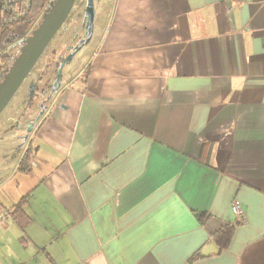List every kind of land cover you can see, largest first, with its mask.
Returning a JSON list of instances; mask_svg holds the SVG:
<instances>
[{"label": "crops", "instance_id": "obj_1", "mask_svg": "<svg viewBox=\"0 0 264 264\" xmlns=\"http://www.w3.org/2000/svg\"><path fill=\"white\" fill-rule=\"evenodd\" d=\"M97 25L30 172L0 122V208L30 218L0 214V264H264V0H112Z\"/></svg>", "mask_w": 264, "mask_h": 264}, {"label": "rangeland", "instance_id": "obj_2", "mask_svg": "<svg viewBox=\"0 0 264 264\" xmlns=\"http://www.w3.org/2000/svg\"><path fill=\"white\" fill-rule=\"evenodd\" d=\"M107 1L111 4L112 0H93L94 19L90 29L88 28V18L84 15L87 0L76 1L65 22L0 114V122H6L11 127L17 125V128H15L17 129V145L15 147L13 145L12 148L17 153L18 159L23 151L21 144L24 143L23 138L26 136L28 126L20 131L18 129L20 122L17 124V121H21L24 117V121L28 120L31 121L30 124L33 123L42 110L41 106L49 105L51 99L55 97L54 94L60 88L63 89L67 81H72L81 74L80 71L86 66L88 52H90L96 40L93 36L99 30L97 25L99 8ZM105 11L108 10L105 9ZM36 25L37 23L32 25L30 31ZM24 39L22 42L20 41L21 43L16 40L9 44L6 53H15L24 43ZM60 58H62V61L55 74L56 63ZM59 70L60 73H58ZM73 85H77V80ZM19 131L21 137H18Z\"/></svg>", "mask_w": 264, "mask_h": 264}, {"label": "trees", "instance_id": "obj_3", "mask_svg": "<svg viewBox=\"0 0 264 264\" xmlns=\"http://www.w3.org/2000/svg\"><path fill=\"white\" fill-rule=\"evenodd\" d=\"M51 2L52 0H33L32 6L27 13L20 16H12L11 13L5 9V1L0 0V81L3 79L4 75L14 62V59L19 54V48L15 53L7 54V46L16 40H21L29 36L30 28L32 25L40 21L41 16L46 12ZM22 45L23 43L21 46ZM61 61L62 58L58 59L56 63V69L54 71L55 74ZM89 72L90 66L86 65L82 69L79 79H87ZM60 90L61 88L54 94V96L59 93ZM45 106L46 105H42L43 108ZM27 144H29V142ZM24 145L25 144H23V146ZM32 149L33 148L31 144L27 145V148L20 157L19 163L17 165V171H22L25 173L30 172V168L32 167L30 160L31 155L33 154ZM28 200L29 197L26 196L22 198L16 205H13L10 209L3 211L2 208H0V214L2 213L6 215L8 212L12 221L23 230L30 222V218L24 212V206L27 204ZM204 219L205 215L199 216V222L201 224L203 223ZM233 228L234 225L229 224L213 234L212 239L219 252L228 248L231 241Z\"/></svg>", "mask_w": 264, "mask_h": 264}, {"label": "water", "instance_id": "obj_4", "mask_svg": "<svg viewBox=\"0 0 264 264\" xmlns=\"http://www.w3.org/2000/svg\"><path fill=\"white\" fill-rule=\"evenodd\" d=\"M76 1L52 0L35 28L24 39L23 45L19 48L18 56H16L9 70L0 81V114L28 76L56 32L65 22ZM84 15L88 18V28L90 29L94 19L93 0H87ZM58 73H60V70ZM41 109L36 120L27 125L26 136L23 138L24 143L34 128L33 124L39 122L44 114V108L41 107Z\"/></svg>", "mask_w": 264, "mask_h": 264}, {"label": "built area", "instance_id": "obj_5", "mask_svg": "<svg viewBox=\"0 0 264 264\" xmlns=\"http://www.w3.org/2000/svg\"><path fill=\"white\" fill-rule=\"evenodd\" d=\"M5 1V9L11 13L12 16H20L29 11L32 6L33 0H4ZM23 39L17 40V42H22ZM231 209L233 214L236 217H240L242 215L241 209L239 205L235 202H231ZM1 218V216H0Z\"/></svg>", "mask_w": 264, "mask_h": 264}]
</instances>
